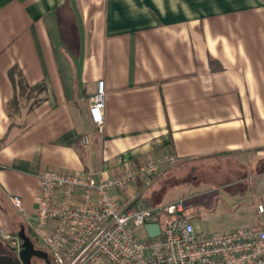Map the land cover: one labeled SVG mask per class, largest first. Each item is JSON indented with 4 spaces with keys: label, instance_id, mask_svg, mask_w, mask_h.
Here are the masks:
<instances>
[{
    "label": "crops",
    "instance_id": "obj_1",
    "mask_svg": "<svg viewBox=\"0 0 264 264\" xmlns=\"http://www.w3.org/2000/svg\"><path fill=\"white\" fill-rule=\"evenodd\" d=\"M13 68L46 89L10 108ZM148 161L161 174L138 184L146 205L184 200L204 233L262 228L264 0H0V231L34 234L48 169L101 180ZM190 170L219 183L165 200L168 177Z\"/></svg>",
    "mask_w": 264,
    "mask_h": 264
},
{
    "label": "built area",
    "instance_id": "obj_2",
    "mask_svg": "<svg viewBox=\"0 0 264 264\" xmlns=\"http://www.w3.org/2000/svg\"><path fill=\"white\" fill-rule=\"evenodd\" d=\"M105 94L104 82L99 81L89 109L91 122L99 127ZM82 142L87 148L89 137ZM167 161L176 159L169 156ZM160 174V162L152 161L101 180L54 169L41 173L30 226L52 264H264V224L260 229L204 233L196 231L191 215L184 214V200L146 205L138 184L149 189ZM10 200L24 213L19 196ZM258 210L263 213L264 206ZM153 224L160 228L156 237L146 230ZM133 227H143L147 239H139ZM0 235L17 245L18 237L2 230Z\"/></svg>",
    "mask_w": 264,
    "mask_h": 264
},
{
    "label": "rangeland",
    "instance_id": "obj_3",
    "mask_svg": "<svg viewBox=\"0 0 264 264\" xmlns=\"http://www.w3.org/2000/svg\"><path fill=\"white\" fill-rule=\"evenodd\" d=\"M193 173L194 172L190 170L187 172L170 175L166 184L164 186H161V190H164L162 197H164L165 200L174 197H187L193 193L208 191L209 189L214 188V186L218 185L219 183V181H217L216 179L211 178V174H200V179L194 180V178H196V174ZM195 211L196 210L193 209H187V213H193ZM204 220V216H202V221ZM133 231L137 235V237H139V239H147V234L143 227H133ZM197 231L202 232L200 230ZM31 232L33 233L32 230ZM38 240L43 246H45L40 239Z\"/></svg>",
    "mask_w": 264,
    "mask_h": 264
},
{
    "label": "water",
    "instance_id": "obj_4",
    "mask_svg": "<svg viewBox=\"0 0 264 264\" xmlns=\"http://www.w3.org/2000/svg\"><path fill=\"white\" fill-rule=\"evenodd\" d=\"M146 230L151 237H156L160 233V228L157 224L146 226ZM17 237V245L0 242V248L4 249L7 253H16L15 257H10L6 253H0V264H33L32 259L37 257V251L34 248L32 240L26 235L24 229L18 232Z\"/></svg>",
    "mask_w": 264,
    "mask_h": 264
},
{
    "label": "trees",
    "instance_id": "obj_5",
    "mask_svg": "<svg viewBox=\"0 0 264 264\" xmlns=\"http://www.w3.org/2000/svg\"><path fill=\"white\" fill-rule=\"evenodd\" d=\"M10 77L14 83V86L16 88V97L14 98V100L11 102L10 104V108L13 106H18V97L19 94L23 93V92H29L30 94H37L40 91L45 90V86L44 85H36V86H29L21 71L18 68H13L10 71Z\"/></svg>",
    "mask_w": 264,
    "mask_h": 264
},
{
    "label": "flooded vegetation",
    "instance_id": "obj_6",
    "mask_svg": "<svg viewBox=\"0 0 264 264\" xmlns=\"http://www.w3.org/2000/svg\"><path fill=\"white\" fill-rule=\"evenodd\" d=\"M27 236L30 237V239L32 240L33 244H34V248L37 251V257H34L32 259V263L33 264H52V259H51V255L48 251V249L46 248V246H43L40 241L38 240V238L34 235V234H27ZM4 244H10L7 241H0ZM0 253H6L8 254L10 257H15L16 253L15 252H9L7 253L4 249L0 248Z\"/></svg>",
    "mask_w": 264,
    "mask_h": 264
}]
</instances>
